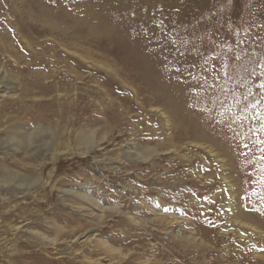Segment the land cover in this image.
Masks as SVG:
<instances>
[{
	"label": "rangeland",
	"instance_id": "rangeland-1",
	"mask_svg": "<svg viewBox=\"0 0 264 264\" xmlns=\"http://www.w3.org/2000/svg\"><path fill=\"white\" fill-rule=\"evenodd\" d=\"M83 1L0 0V264H264V0H94L92 36L31 15Z\"/></svg>",
	"mask_w": 264,
	"mask_h": 264
},
{
	"label": "bare ground",
	"instance_id": "bare-ground-1",
	"mask_svg": "<svg viewBox=\"0 0 264 264\" xmlns=\"http://www.w3.org/2000/svg\"><path fill=\"white\" fill-rule=\"evenodd\" d=\"M29 0H27L28 2ZM33 1V0H32ZM66 3V2H65ZM69 3V2H68ZM99 8L101 11H104L105 9H108L110 10L111 14L112 15H115L116 16H119V18L123 19L124 16L126 15H134V18H139L140 16H137L136 14H138V12L136 13L135 9H134V12L133 13H130V11L132 10L131 7L128 5L129 4V0H99ZM40 4V3H39ZM67 4V3H66ZM28 5V4H27ZM32 9L31 10V15H35L36 16V19H34L35 21V25H37L38 27V24L41 25L42 28H46L47 27H50V30L52 31H57L60 33L61 30L59 29L60 25L63 24V23H68L70 22V24L72 25V27L75 29L76 27L78 28H86L88 29L87 32H85L84 35L89 34L90 36L94 35L95 33H97V30L100 29V30H107V26L105 24H103L101 21L105 20L106 16L102 17V16H97L96 15V8L94 7V0H88L86 2H74V3H71V4H68L65 8L63 9H58L57 7H47V8H44V7H37L36 5L32 4ZM41 5V4H40ZM30 7V6H29ZM103 7L105 9H103ZM20 10V9H19ZM29 10V11H30ZM25 11V10H23ZM95 11V12H93ZM22 12V11H21ZM80 12V13H78ZM132 12V11H131ZM81 13H83V15H81ZM129 13V14H128ZM136 13V14H135ZM105 15V14H104ZM132 15V16H133ZM21 17V16H20ZM23 18V17H22ZM21 18V19H22ZM52 18V19H51ZM110 19V18H109ZM128 19V18H127ZM119 21V20H118ZM122 21V20H121ZM111 22V21H110ZM116 22V21H115ZM122 23V22H121ZM108 24V23H107ZM118 24V23H117ZM116 24V25H117ZM123 24V23H122ZM128 24V23H127ZM121 25V24H120ZM20 26V25H19ZM65 26V25H64ZM37 27H35L37 30H38V33L42 34L41 31H43L42 29L39 30ZM125 27V26H124ZM111 30V29H110ZM114 30H116L114 28ZM124 30V29H123ZM152 30V29H150ZM75 32V31H74ZM150 32V31H149ZM154 32V31H153ZM120 33V32H119ZM57 34V33H56ZM63 34V33H62ZM100 34V33H99ZM98 36H101L102 34H100ZM123 34V33H122ZM77 35V34H76ZM88 36V37H90ZM96 36V35H95ZM115 36V35H114ZM102 37V36H101ZM92 38V37H91ZM99 38V37H98ZM103 38V37H102ZM105 38V37H104ZM109 38V37H108ZM118 38V37H116ZM100 39V38H99ZM106 39V38H105ZM86 40V39H85ZM96 40V39H95ZM107 40V39H106ZM113 40V39H112ZM119 40V39H118ZM122 40V39H121ZM140 40V39H138ZM93 41V40H92ZM100 41V40H99ZM94 42V41H93ZM108 42V41H107ZM106 43V42H105ZM113 44V43H112ZM108 45V44H107ZM103 47V46H102ZM105 48V47H104ZM112 48V47H111ZM158 48V47H157ZM172 49V48H171ZM112 50V49H111ZM170 50V49H169ZM163 51V50H162ZM105 52V51H104ZM163 53V52H162ZM160 53V54H162ZM170 53V52H169ZM128 54V53H127ZM103 56V55H102ZM106 56V55H105ZM138 60L140 59L139 56H136L134 55ZM123 57V56H122ZM163 57V56H162ZM119 58V57H118ZM136 59V60H137ZM135 60V61H136ZM141 61V60H139ZM139 61H137V63H139ZM140 64V63H139ZM139 64H136L135 66V69L138 70V72H140L141 70L144 71V72H140V78L141 80L144 82L145 80V83L143 85V88L144 91H143V88H142V91H143V94L145 95H148L149 98H153V96H163V98H167V95L168 97L170 96L169 94L166 93L167 91V87H163V86H153L152 83H154L153 81V78L152 76H154L153 74H151L146 68H143V67H140ZM126 66V65H125ZM140 70V71H139ZM145 71H148V72H145ZM136 73V72H135ZM132 74V73H131ZM155 79V78H154ZM147 84V85H145ZM147 92V93H146ZM171 94V92H170ZM160 98V97H159ZM171 98V97H169ZM168 98V99H169ZM167 99V100H168ZM164 100V99H163ZM162 100V101H163ZM171 102V100H170ZM162 103V102H161ZM164 104V103H163ZM166 104V103H165ZM164 104V106H166ZM180 104V103H179ZM178 105V104H177ZM173 107V106H172ZM169 111V110H168ZM176 115V114H174ZM185 117V116H184ZM191 117V116H190ZM170 118V117H169ZM177 118V117H176ZM175 118V119H176ZM174 119V120H175ZM167 120V119H166ZM176 121V120H175ZM185 121V119H184ZM167 122V121H166ZM183 125V123H182ZM186 125V124H185ZM184 125V126H185ZM188 126V125H187ZM191 126V125H190ZM181 128V127H180ZM190 128V127H189ZM179 129V127H178ZM192 129V128H191ZM184 130V129H183ZM189 131V130H188ZM187 132V131H186ZM188 134V133H187ZM185 134V135H187ZM85 137V140H83L85 143H86V149L83 151V154L84 155H87L89 153L92 152V149L94 148V139L93 137V134L90 135H85L83 136ZM199 139V138H198ZM31 142V139L29 140V143ZM202 146V145H201ZM211 148V147H210ZM222 149V148H221ZM157 150V149H156ZM227 151V150H226ZM169 153V152H168ZM167 153V154H168ZM225 153V152H224ZM155 155V152L153 149H145L144 152L142 153V156L144 157H141V161H148L149 159H151L153 156ZM159 155V154H158ZM156 156V155H155ZM157 157V156H156ZM28 170V169H27ZM15 175H13L12 173H8L6 172L4 176H2V181L5 182V183H10L12 181L15 180ZM1 181V182H2ZM40 183V180H37L34 182V184H38ZM33 184V183H32ZM31 185V184H30ZM29 186V184H28ZM75 196H78L79 199L81 198L83 201L87 202V203H90L92 204L94 201L92 199H90V197L83 193V194H79V193H73ZM3 199V198H2ZM97 207H99L98 204H95ZM5 206L1 205L0 207V216H3L6 215L9 219L13 216V212L12 211H4L5 210ZM117 212H120L119 210ZM240 215V214H239ZM6 218V217H5ZM178 217L175 218V220L178 221L177 219ZM6 220V219H5ZM19 220V219H18ZM12 221V220H11ZM167 221V220H166ZM7 222V221H6ZM10 223V222H9ZM3 224V223H2ZM6 226V225H5ZM8 226V225H7ZM2 227V226H1ZM4 228V227H3ZM16 228V227H15ZM252 229H254V227H252ZM59 231V229H57ZM4 232V231H3ZM60 232V231H59ZM43 236V235H42ZM18 243V242H17ZM18 246V245H17ZM23 247V246H22ZM11 251V250H10ZM24 252V251H23ZM120 252V251H119ZM2 256V255H1ZM27 257V256H31V254H19V256L17 257H11L12 259H6V262L7 264H22V259L21 257Z\"/></svg>",
	"mask_w": 264,
	"mask_h": 264
},
{
	"label": "snow or ice",
	"instance_id": "snow-or-ice-1",
	"mask_svg": "<svg viewBox=\"0 0 264 264\" xmlns=\"http://www.w3.org/2000/svg\"><path fill=\"white\" fill-rule=\"evenodd\" d=\"M261 87H264V85H262Z\"/></svg>",
	"mask_w": 264,
	"mask_h": 264
}]
</instances>
